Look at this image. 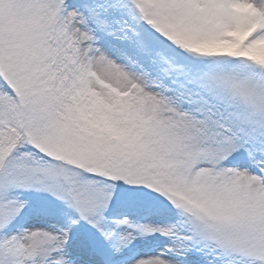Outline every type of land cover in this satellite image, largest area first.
<instances>
[{
    "label": "snow or ice",
    "instance_id": "obj_1",
    "mask_svg": "<svg viewBox=\"0 0 264 264\" xmlns=\"http://www.w3.org/2000/svg\"><path fill=\"white\" fill-rule=\"evenodd\" d=\"M0 264H264V0H0Z\"/></svg>",
    "mask_w": 264,
    "mask_h": 264
}]
</instances>
